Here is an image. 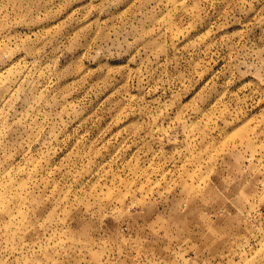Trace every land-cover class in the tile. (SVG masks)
<instances>
[{
	"label": "rangeland",
	"instance_id": "374dc122",
	"mask_svg": "<svg viewBox=\"0 0 264 264\" xmlns=\"http://www.w3.org/2000/svg\"><path fill=\"white\" fill-rule=\"evenodd\" d=\"M0 264H264V0H0Z\"/></svg>",
	"mask_w": 264,
	"mask_h": 264
}]
</instances>
